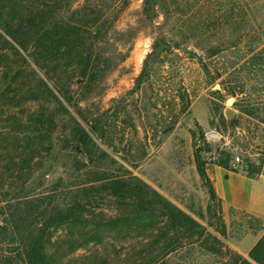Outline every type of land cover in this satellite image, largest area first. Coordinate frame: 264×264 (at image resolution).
Returning a JSON list of instances; mask_svg holds the SVG:
<instances>
[{"label": "rangeland", "instance_id": "1", "mask_svg": "<svg viewBox=\"0 0 264 264\" xmlns=\"http://www.w3.org/2000/svg\"><path fill=\"white\" fill-rule=\"evenodd\" d=\"M142 1H8L20 15L29 14L32 34L40 6L48 13V27L57 19L83 24L82 54L105 59L107 67L99 74L94 63L83 79L72 71L56 74L64 99L53 88V79H45L69 114L90 130L88 158L61 147L69 115L53 119L51 135L44 138V122L30 118L17 123L15 116L8 122L6 113L0 114V223L6 221L20 233L24 251L32 249L36 236L39 251L63 257L69 252L63 243L71 238L69 228L83 231L80 226L85 224L99 232L93 222L125 214L133 203L157 201L155 192L197 222L191 240L167 257L168 264H229L231 253L247 258L264 225L253 214L223 209L219 198L209 201L193 152L211 184L207 168L217 164V158L225 159L227 169L264 175V0H151L148 12ZM4 3L0 0V8H6ZM154 38L167 46L151 50ZM214 47L218 49L212 53ZM30 51L39 52L36 46ZM149 51L146 73L133 88ZM199 58L213 79L201 69ZM244 60L254 64L249 67ZM233 88L241 91L231 94ZM41 91L39 85L36 100L20 89L17 97L28 98L13 106L14 115L52 109L54 101L46 102L50 97ZM23 141L30 147L20 154L15 147ZM235 155L241 169L230 167ZM76 157L83 163L74 166ZM88 183L91 188L80 199L86 210H79L85 219L46 223L53 204L69 201L68 192L62 193L66 184ZM220 222L223 235L217 231ZM200 226L204 233L197 234ZM106 231L107 245L86 244L51 264H114L116 253L124 257L134 244L138 247V230L113 226Z\"/></svg>", "mask_w": 264, "mask_h": 264}, {"label": "trees", "instance_id": "2", "mask_svg": "<svg viewBox=\"0 0 264 264\" xmlns=\"http://www.w3.org/2000/svg\"><path fill=\"white\" fill-rule=\"evenodd\" d=\"M5 1L6 3L2 5L6 8H0V114L5 112L4 120L8 122L13 120L11 116L16 117L15 122L17 123L28 121L30 118L31 120L37 121V123L44 122L47 125V128L42 132L44 138L51 135V124L53 123V119L58 118V120H61L59 115L63 119V115L67 114L71 118L70 128L66 135H64L65 139L61 147L69 148L77 154L87 155L88 158L89 141H91L89 136L90 130L85 129L69 114L61 99L52 91L45 79H53V88H55L57 93L64 99L66 92L56 86V81H58V79H56V74L72 71L74 75L83 79L89 76L90 70L94 68V63H96L97 73L100 74V72L107 67V61L105 59L90 60L89 55L82 54L84 45L80 46V43L83 24H78V22L70 23L62 19H57L48 27L46 26L48 23L45 22L48 13L40 6L37 10V29L35 34H32L31 28L26 21V19L29 18V14L20 15L18 8L12 7L11 2L8 4L10 0ZM51 2L54 3V0H51ZM142 4L143 10L148 12L151 0H143ZM48 32L53 35V38L47 37L46 34H48ZM163 45H166L163 39L154 38L151 42V50L154 51L158 48L164 49ZM30 46H36L39 52L34 53L30 51ZM87 48L90 49V47ZM216 49L218 48L214 47L211 52L214 53ZM151 53L150 51L146 53L142 62L141 71L135 78L133 88H137L143 76V72L146 73L147 60ZM50 54L52 55L50 56ZM14 57L20 58L24 64L13 59ZM198 63L204 73L209 76L210 79H213L214 75L210 76L206 62L199 58ZM242 64H250V67L254 64V61L248 62L244 60ZM25 69L28 70L25 72V75H23L22 71H25ZM39 71H41L43 77L38 74ZM28 73H30L32 78L37 80L38 83L36 81L33 83L32 79H29L31 77L27 76ZM24 76H27V78H23ZM19 79L22 81L20 82ZM39 85L40 87L42 86L43 91H47L44 97H50L48 100L45 98L44 100L48 103L54 101L52 109L45 111V109L41 108L34 112L27 113V115H17L16 113V115H14L12 111L13 106L17 105V103H20L25 98H28H21V96L17 97L16 94L19 93L18 91L24 89L26 92L30 93L31 98L38 100L40 97L38 96ZM236 91L241 90L233 88V90H230V93L233 94ZM4 97L7 100H4ZM91 129H94L93 126H91ZM22 138L26 141L28 139L27 136H22ZM29 147L30 146L23 141V144L20 145L19 148L18 146L15 148L19 149L18 152L21 154L22 152L26 153ZM34 151L35 150L32 149L33 153ZM193 158L195 169L206 185L209 201L218 199L205 173L203 163L199 160V155L196 150L193 152ZM221 159L217 158L215 161L217 164L226 168L227 163L225 159ZM81 163H83L82 160L77 157L74 158V166H78ZM70 185L73 186V184H66L62 188L63 194L64 192H68L67 194L70 196L69 201L65 202V200H63L59 206L53 204L47 212L49 216L47 217L48 220L46 223L70 224L73 222L79 223L81 221L80 219H85L80 218L81 212H79V210H86L83 200L80 199L88 193V189L91 188V185L90 183L87 185L80 184L74 187H70ZM154 195L157 201L152 202V200H145L146 203L144 204L137 203L139 205L137 207H134L137 204L133 203L131 204L132 207L129 206L125 214L103 220L101 223L93 222L94 225H98V227L102 229L99 230V232L92 228V226L89 227L85 224L80 226L81 228L84 227L85 230L83 231L77 230L76 228H69L68 233L71 238L70 240H66V243L63 242L67 245L65 248L69 249V252L63 257V253H55L51 256L46 255L42 250L39 251L40 240L37 241L36 236H33L32 249L30 251H24L21 245L20 233L14 231L11 226L6 224V221L2 222L0 223V264L56 263L61 257L65 258V256L74 253L78 248L86 246V244L92 243L93 246H97V244L107 245L110 242L108 241L109 238L107 233L110 231L106 230H109L113 226L128 230L136 229L140 232L139 236L135 237L138 240V244H136L138 247L134 248V244L132 246L133 249L128 251L124 257L116 253V257L113 259L115 260L114 264H168L167 257L179 246L185 244L188 239L191 240V229L197 226V222L162 195L155 192ZM72 227L74 226L72 225ZM196 229L197 234L204 233L203 227H196ZM217 231L222 235L224 234L222 222H220V228L217 229ZM256 240L257 242L248 252L247 258L237 253H231L230 258L232 259L229 264H264V231ZM60 248L61 247H59V249ZM108 256L109 255H107V257Z\"/></svg>", "mask_w": 264, "mask_h": 264}, {"label": "crops", "instance_id": "3", "mask_svg": "<svg viewBox=\"0 0 264 264\" xmlns=\"http://www.w3.org/2000/svg\"><path fill=\"white\" fill-rule=\"evenodd\" d=\"M207 173L223 209L253 214L264 225V175H248L217 164L207 168Z\"/></svg>", "mask_w": 264, "mask_h": 264}, {"label": "built area", "instance_id": "4", "mask_svg": "<svg viewBox=\"0 0 264 264\" xmlns=\"http://www.w3.org/2000/svg\"><path fill=\"white\" fill-rule=\"evenodd\" d=\"M230 167L232 168V169H241V167H242V163H241V160H240V158L237 156V155H235L234 157H233V159L231 160V162H230Z\"/></svg>", "mask_w": 264, "mask_h": 264}, {"label": "water", "instance_id": "5", "mask_svg": "<svg viewBox=\"0 0 264 264\" xmlns=\"http://www.w3.org/2000/svg\"><path fill=\"white\" fill-rule=\"evenodd\" d=\"M226 100H227V102H230L231 101V97H228Z\"/></svg>", "mask_w": 264, "mask_h": 264}]
</instances>
